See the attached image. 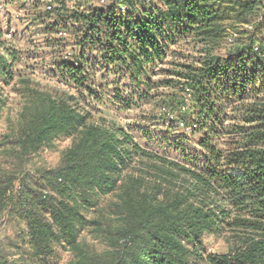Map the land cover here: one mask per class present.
Segmentation results:
<instances>
[{
  "label": "trees",
  "instance_id": "obj_1",
  "mask_svg": "<svg viewBox=\"0 0 264 264\" xmlns=\"http://www.w3.org/2000/svg\"><path fill=\"white\" fill-rule=\"evenodd\" d=\"M119 1L130 12L121 14L117 5L71 11L82 29L76 61L56 58L53 64L58 78L81 94L92 93L96 81V73L85 67L91 64L88 51L96 54L95 65L127 69L140 89L149 90L143 66L167 57V38L215 43L227 29L223 13L240 20L251 6L264 9V0H245L237 12L216 0ZM250 45L255 56L208 51L200 66L190 65L179 76L181 91L189 89L193 96L192 111L211 121L198 124L206 135L205 161L197 167L143 148L114 123L88 121L67 91L52 93L29 76L21 79L20 121L0 141L12 163L21 166L55 139L72 138L60 165L41 176L56 194L35 188L25 176L20 181V216L32 259L50 254L55 242L71 252L66 264H264V38ZM5 53H0V79L9 83L20 77V52L5 48ZM255 57L262 90H255L259 73L250 67ZM229 111L235 116H226ZM144 163L154 168V179L138 168ZM13 179L9 175L4 183L0 177V203ZM109 194L98 219L88 220L85 212ZM88 222L103 249L79 240ZM210 233L228 234L230 250L201 256L202 239Z\"/></svg>",
  "mask_w": 264,
  "mask_h": 264
},
{
  "label": "rangeland",
  "instance_id": "obj_2",
  "mask_svg": "<svg viewBox=\"0 0 264 264\" xmlns=\"http://www.w3.org/2000/svg\"><path fill=\"white\" fill-rule=\"evenodd\" d=\"M216 1L223 4L222 9H234L236 12V8L245 2ZM137 4L141 6V2ZM110 5H117L121 14L130 12L128 6L119 0H0V53L6 54L5 48H15L20 52V77L9 83L0 79V141L5 133L17 128L25 104L24 95L18 89L23 86L21 79L29 76L36 86L44 90L52 93L65 90L75 96L72 104L88 113V121L114 123L115 129L131 135L134 142L162 157L191 167L203 164L205 150L202 142L206 131L198 124L211 121L206 117L200 118L192 111L193 96L189 89L181 91L184 82L180 81L179 76L186 74L190 65L200 66L201 59L208 51L223 57L228 56L229 52L251 53L255 56L256 48L250 44L264 38L263 7L251 6L252 11H242L240 20L235 19V13L229 16L223 13L227 29L215 43H203L193 37L182 40L167 38V57L143 66V78L151 82L149 90L140 89L127 69L102 63L95 65L96 54L88 51L86 61L94 66L88 63L85 67L91 74L96 73V81L92 85V93L81 94L58 78L53 62L56 58L76 61L75 40L81 36L79 31L82 29L76 19H72L71 11H88L92 6ZM257 63L255 57L250 66L255 74L259 73V67H254ZM262 77V73H259L260 79L255 90H262ZM253 90L249 89L250 92ZM175 98H178L177 104L173 103ZM225 115L229 118L235 116L230 111ZM226 122L232 121L227 119ZM71 144V137L57 138L50 145L29 154L21 166L12 163L0 145L2 182L9 175L14 177L13 184L0 203V264H66L71 259V252L55 242L51 244L50 254L32 259L27 225L21 219L22 207L19 205L22 202L20 181L23 176L35 188L56 194L41 176L44 171L60 165L64 151ZM137 166L140 170H148V179L152 180L156 176L154 168L148 163ZM109 196L99 198L98 207L94 206L85 212L88 220L98 219L99 207H106ZM95 233V226L88 222L81 229L79 240L86 241L93 249L101 250L104 243ZM228 237L226 233L206 234L199 254L207 257L210 254L227 253L231 248ZM189 264L206 263L193 260Z\"/></svg>",
  "mask_w": 264,
  "mask_h": 264
}]
</instances>
